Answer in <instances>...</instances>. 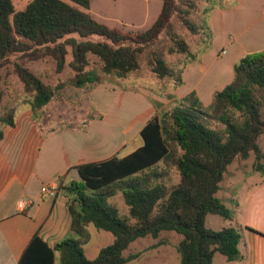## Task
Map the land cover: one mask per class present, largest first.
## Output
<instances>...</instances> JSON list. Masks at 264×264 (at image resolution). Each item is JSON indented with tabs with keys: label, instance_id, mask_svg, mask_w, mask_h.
Instances as JSON below:
<instances>
[{
	"label": "trees",
	"instance_id": "16d2710c",
	"mask_svg": "<svg viewBox=\"0 0 264 264\" xmlns=\"http://www.w3.org/2000/svg\"><path fill=\"white\" fill-rule=\"evenodd\" d=\"M179 1L162 0L150 27L124 33L89 14L92 0H32L18 12L12 0H0V68L13 63L26 95L24 105L46 134L57 128L44 130L49 120L45 109L50 103L67 100L68 89L85 96L108 78L127 79L141 69L140 58L145 53L147 72L170 83L171 92L160 95L172 99L173 91L184 84V69L198 63L200 55L173 31V21L192 35H205L204 50L213 39L208 26L199 27L190 19L195 1L186 0L182 5ZM163 35L169 43L167 54L184 57L178 69L151 51ZM68 55L71 76L56 85L44 83L14 61L48 56L61 73ZM91 58L96 59L94 66ZM3 96L0 89V104ZM153 105L156 113L139 133V148L123 157L77 166L79 179L63 186L75 237L50 248L34 235L18 264H55L56 254L60 264H126L139 257L123 255L131 243L147 236L157 239L162 232L181 236L179 264H213L215 253L228 261L238 259L239 231L234 227L213 231L205 224L208 215L231 219L229 209L217 197L229 165L253 155V169L264 172V151L258 144L264 136V51L241 57L233 67L232 81L213 93L207 107L196 92L162 112L160 104ZM18 110L13 106L0 113V141L4 128L14 126ZM101 118L91 107L81 127L86 129L92 120ZM58 123L61 129L75 128L63 125L61 119ZM117 195L126 205L124 214L112 202ZM90 226L113 237L92 260L84 253V246L91 242Z\"/></svg>",
	"mask_w": 264,
	"mask_h": 264
},
{
	"label": "crops",
	"instance_id": "0c3cea01",
	"mask_svg": "<svg viewBox=\"0 0 264 264\" xmlns=\"http://www.w3.org/2000/svg\"><path fill=\"white\" fill-rule=\"evenodd\" d=\"M218 2L209 12V26L213 32L210 52L217 50L216 55L206 62V54L203 64L184 69V84L173 91L171 101L174 103L196 92L204 105L210 104L213 93L232 81L233 67L241 57L264 51V0ZM187 83L188 89L182 92ZM162 92L118 86L108 89L99 85L90 92L88 100L102 118L92 120L86 129L82 124L73 129H61L58 125L60 129L54 126L56 131L46 134L33 120L30 109L18 112L14 126L4 128L0 141V264H18L34 235L50 248L73 237L63 186L79 179L75 167L81 164L131 153L123 152L155 115L153 102L161 108L169 105L160 95ZM103 101L111 103L115 115L109 125L102 124L105 128L101 125L100 129L97 123L107 120L101 108ZM127 109H130L129 118ZM253 173L256 176L244 182L241 204L235 193L233 215L230 220L224 219L241 236L237 264H264V172L253 169ZM259 176L260 180L254 179ZM43 186L55 188L56 196L43 194ZM209 222L207 216V228ZM217 226L216 231L226 224ZM100 237L107 239L105 234ZM112 241L113 237L110 243ZM55 264H60L59 254L55 255Z\"/></svg>",
	"mask_w": 264,
	"mask_h": 264
},
{
	"label": "rangeland",
	"instance_id": "374dc122",
	"mask_svg": "<svg viewBox=\"0 0 264 264\" xmlns=\"http://www.w3.org/2000/svg\"><path fill=\"white\" fill-rule=\"evenodd\" d=\"M32 0H12L15 12L22 11L25 9L28 3ZM186 0H180L179 4H183ZM197 7L191 13L190 19L197 26L209 27V12L205 13V9L212 8L217 5L218 0H214L211 3H206L203 0H194ZM220 2V1H219ZM218 2V3H219ZM162 6V0H92L89 14L97 21L104 23L110 27L116 28L121 32H140L147 29L156 19V15L160 12ZM182 7V6H180ZM183 8V7H182ZM173 31L180 37L185 39L193 51H199V62L191 65L198 66L204 63L202 59L206 54V62L216 55L217 50L212 52L211 47L205 49L206 36L192 35L187 29L183 28L179 22L173 21ZM213 37V32H212ZM213 40V39H212ZM169 43L165 40L164 35L161 36L156 43L152 46L151 51L160 53L166 60L169 66L174 69H178L183 61L184 57L179 55L167 54V48ZM218 53V52H217ZM229 54L227 59L231 56ZM147 54H143L140 58L141 69L131 74L127 79H116L108 78L103 84L105 88L112 89L116 86L125 87L130 89H152L163 91L164 93L171 92L170 83L166 81H158L151 76L146 70ZM225 60V59H224ZM29 68L38 78L44 83L50 85H56L61 81H65L71 76V69L68 63L71 61V56L68 55L66 58L65 68L61 73L56 72L55 61L48 56H43L36 60L30 58L24 60H14ZM96 59L91 58L92 66L95 65ZM190 66V67H191ZM106 78V77H105ZM97 87V86H96ZM95 87V88H96ZM189 85L184 87L182 92L188 89ZM220 87V86H218ZM224 88V87H223ZM222 88V89H223ZM0 89L4 92L2 103L0 104V113L5 109L13 106H18L19 112L29 109L27 105H24L25 93L21 82L18 80L15 72L13 63H7L5 66L0 68ZM78 90L68 89L66 90L67 100L65 101H53L46 107V113L49 115L47 122L48 127H58L59 119L62 120L63 125H74L80 126L84 120L86 114L91 108L88 97L89 94L83 95ZM87 92V91H86ZM151 92V91H150ZM152 93V92H151ZM169 101V105L165 108L160 107V111L170 109L174 102L171 99L164 98ZM108 103V102H107ZM110 102L106 104L105 101L101 103L102 112L107 115L106 122L97 123L100 129L105 127L102 124L109 125L113 121L114 111L110 108ZM211 104V103H210ZM204 105V106H209ZM127 118L130 115V109L126 110ZM20 114V113H19ZM128 121V120H127ZM101 125L103 126L101 128ZM46 126V127H47ZM128 123L126 124V127ZM120 138L123 139L122 132H120ZM142 144L140 136L133 138L129 141L126 150L123 153L133 151L136 147ZM258 144L262 151H264V136L258 140ZM254 156L251 155L246 160L236 159L231 165H229L225 174L224 180L220 185V190L217 193V197L227 206L230 211L231 217L233 215L234 203L232 202L233 196L237 193V201L241 204L242 195L244 193V182H249L251 176H256L253 173L252 164ZM262 176V174H261ZM174 181L177 182V176L173 174ZM254 179H261V177H254ZM112 202L120 212L124 214L127 211L126 205L120 195L115 196ZM209 224L208 229L216 231V227L219 224H226L228 222L216 215H208ZM91 242L84 246V253L87 259L92 260L96 258L101 248L109 245L112 236L110 234L97 231L93 226H90ZM100 234H105L107 239L101 238ZM73 237L75 235L71 233ZM181 240V236L174 232H162L157 239H153L150 236L139 238L131 245L127 250L124 251L123 255H134L139 254L137 259H134L126 264H179L180 256L177 250L178 243ZM213 264H237L235 261H228L220 253H215L213 257Z\"/></svg>",
	"mask_w": 264,
	"mask_h": 264
},
{
	"label": "built area",
	"instance_id": "2783aa9c",
	"mask_svg": "<svg viewBox=\"0 0 264 264\" xmlns=\"http://www.w3.org/2000/svg\"><path fill=\"white\" fill-rule=\"evenodd\" d=\"M41 192L45 194L47 197H55L56 196V189L55 188H49L47 186H43L41 188Z\"/></svg>",
	"mask_w": 264,
	"mask_h": 264
}]
</instances>
